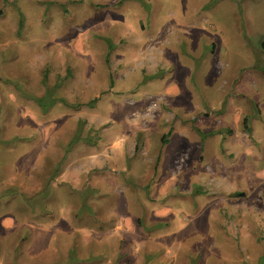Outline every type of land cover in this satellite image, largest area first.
I'll return each instance as SVG.
<instances>
[{
    "label": "rangeland",
    "instance_id": "obj_1",
    "mask_svg": "<svg viewBox=\"0 0 264 264\" xmlns=\"http://www.w3.org/2000/svg\"><path fill=\"white\" fill-rule=\"evenodd\" d=\"M264 0H0V264H264Z\"/></svg>",
    "mask_w": 264,
    "mask_h": 264
},
{
    "label": "trees",
    "instance_id": "obj_2",
    "mask_svg": "<svg viewBox=\"0 0 264 264\" xmlns=\"http://www.w3.org/2000/svg\"><path fill=\"white\" fill-rule=\"evenodd\" d=\"M261 48L264 50V41L261 44Z\"/></svg>",
    "mask_w": 264,
    "mask_h": 264
}]
</instances>
